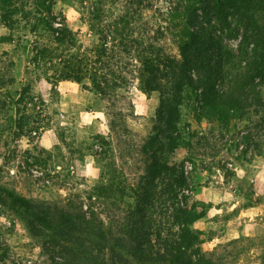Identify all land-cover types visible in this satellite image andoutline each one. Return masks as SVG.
<instances>
[{
    "label": "rangeland",
    "instance_id": "obj_1",
    "mask_svg": "<svg viewBox=\"0 0 264 264\" xmlns=\"http://www.w3.org/2000/svg\"><path fill=\"white\" fill-rule=\"evenodd\" d=\"M204 1L210 16H201V24L211 21L217 40L238 53L242 36L221 25L213 9L216 0ZM186 3L0 0V198L10 203L26 198L71 216L97 218L114 230L121 224L128 233L145 174L141 146L153 132L160 97L143 91L137 55L153 43L161 53L180 58L176 14ZM198 12L203 13L201 7ZM51 15L53 26L70 29L73 40L54 42L57 32L45 23L52 22ZM228 19L237 25L233 16ZM119 21L122 35L111 31ZM101 29L113 37H107L109 67L126 78L107 97L57 77L62 55L92 54ZM135 39L140 43L134 48ZM44 45L54 49V63L35 65L33 46ZM194 106L200 111L202 101L185 99L181 105L179 127L190 145L172 162L188 176L180 196H192L206 208L205 219L195 223L206 231L202 249L211 252L214 264H264V190L255 188L256 182L264 183V112L249 111L222 124L199 121ZM260 204L257 216L236 222L239 209ZM15 262L50 264L13 206L0 203V264Z\"/></svg>",
    "mask_w": 264,
    "mask_h": 264
},
{
    "label": "trees",
    "instance_id": "obj_2",
    "mask_svg": "<svg viewBox=\"0 0 264 264\" xmlns=\"http://www.w3.org/2000/svg\"><path fill=\"white\" fill-rule=\"evenodd\" d=\"M195 4L203 6V13ZM205 4L204 0H187L184 12L176 14L181 18L177 24L180 58L161 53L153 43L138 52L141 87L147 94L158 92L160 97L153 132L141 146L145 174L129 215L128 233L121 224L114 230L97 218L71 216L65 209L51 210L22 197L10 203L1 196L0 203L13 206L50 264H214L211 252L202 249L206 231L195 227L205 219L206 208L192 196H180L188 187V176L183 167L172 162L180 148L190 145L179 127L181 105L185 99L193 103L201 100L200 111L194 106L198 120L222 124L242 119L249 111L264 112V0H216L213 9L221 25L242 36L238 53L226 50L217 40L211 21L201 24V16H210ZM48 13L52 14L50 8ZM229 16L237 20L236 26ZM51 18L52 22L45 23L57 32L54 42L65 45L73 40L71 30H58L53 26L56 18ZM96 19L100 20V15ZM119 23L112 25L111 31L122 35ZM103 29L92 54L62 55L57 77L107 97L122 87L126 78L109 67L107 37L111 33L102 34ZM132 43L135 48L140 42L135 39ZM33 50L37 51L32 58L35 65L54 63L50 46H33Z\"/></svg>",
    "mask_w": 264,
    "mask_h": 264
},
{
    "label": "crops",
    "instance_id": "obj_3",
    "mask_svg": "<svg viewBox=\"0 0 264 264\" xmlns=\"http://www.w3.org/2000/svg\"><path fill=\"white\" fill-rule=\"evenodd\" d=\"M259 170V169H258ZM259 172H261L259 170ZM255 188L257 189H260V190H264V183H261V182H256L255 183ZM264 191H262L263 193ZM217 194V193H216ZM257 195H259V192H257ZM210 201L214 204V205H217L218 202H216L215 198L213 199L210 198ZM217 203V204H216ZM236 207V205H234ZM261 204L260 205H253V206H250V207H247V208H241L239 209V211L237 212V216L235 217V220L237 223L242 224V220L241 218L242 217H245V216H248V217H255L259 214V212L261 211ZM198 227L199 229H204V226H196ZM239 230H241V227L239 226L236 230H235V234H238L239 233Z\"/></svg>",
    "mask_w": 264,
    "mask_h": 264
}]
</instances>
